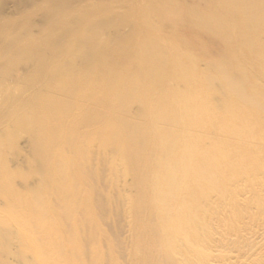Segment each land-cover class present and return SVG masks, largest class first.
Segmentation results:
<instances>
[{"label":"bare ground","instance_id":"bare-ground-1","mask_svg":"<svg viewBox=\"0 0 264 264\" xmlns=\"http://www.w3.org/2000/svg\"><path fill=\"white\" fill-rule=\"evenodd\" d=\"M0 100V127L18 129L0 131V161L10 151L1 139L26 137L32 153L12 149L0 166V195L8 197L0 209L34 216L28 229L41 230L44 244L53 243L52 222L61 220L66 241L82 248L73 254L59 244L61 255L84 264L91 242H109L129 264L130 214L150 234L145 248L163 252L156 264H178L173 254L182 251L185 263L207 264L211 256L191 238L206 241L218 230L203 228L200 217L225 215L212 199L236 201L221 186L244 180V194L264 189V0H24L11 14L0 0ZM118 159L135 174L130 185L148 206L143 213L119 197ZM238 159L246 163L234 164ZM11 183L25 193L6 189ZM198 193H205L201 202ZM260 200L256 194L252 202ZM243 212L222 218L221 240L242 244L250 226ZM80 230L87 232L69 234ZM22 232L0 227V245L28 244ZM176 237L186 239L185 249ZM0 254V264L30 263L19 250ZM92 264L114 263L101 254Z\"/></svg>","mask_w":264,"mask_h":264},{"label":"rangeland","instance_id":"rangeland-1","mask_svg":"<svg viewBox=\"0 0 264 264\" xmlns=\"http://www.w3.org/2000/svg\"><path fill=\"white\" fill-rule=\"evenodd\" d=\"M23 2L24 0H3V12L5 14L7 13L11 14L12 11L16 10L17 6L21 7ZM123 19L125 18L123 17ZM37 21H38V18H35L32 20V23L37 22ZM16 32L21 33L22 32L21 27H18L15 33ZM34 42H36V39ZM25 43L27 42H24V44ZM34 44L35 46H37L36 43ZM180 50L181 49L178 50L177 48H175L173 52L178 53L180 52ZM110 51H113V50H110ZM113 62L116 68H121V65H119L118 61H115L113 59ZM121 85L122 84L120 80L116 79L114 80V84L112 87L113 88L115 87L116 89H118ZM35 90L33 92H35ZM30 92L32 91H29L28 93L30 94ZM29 94H27L25 97H29ZM42 94L45 95V92H43ZM85 95H87V93H84V96ZM91 95H94V94H91ZM95 97L101 98L103 97V95L95 94ZM40 101L41 99H37V102H40ZM0 105H3V100H0ZM153 105L157 106L155 103ZM7 107L9 108V111L12 110L13 106L11 105V102L7 104ZM30 110L31 109H29V111ZM102 113L105 116H107L105 117L106 119H108V117L113 116L112 111L108 107L103 108ZM47 115L48 113L46 112L40 113L39 114L40 120L42 121L46 119ZM51 125L52 127L49 126V128L43 129V131L46 134H48L50 131H52V133L54 132L55 122L53 121ZM114 125L117 126L119 125V123H116ZM13 126L11 123H8L5 126H1L0 131L5 130L4 132L5 133L7 132L6 136L9 134L10 135L15 134L17 133L18 129L15 128V126L14 127ZM26 140H27L26 137H21L20 140L18 141V144L17 142L15 144H11V143L8 144L6 140L3 141L1 139L2 143L5 144L6 148L10 149V151L7 152L6 150L4 155H2L4 157L0 161V166L7 165L6 163H8L11 160L12 149H15V150L23 149V152L25 151V153H23V156L26 158L27 157L29 158L32 153L28 151L29 149H28V144H26L27 142ZM186 151H189V150L187 149ZM235 162L236 163L234 164L238 166H243L244 163H246V160L238 159ZM150 164L144 163L145 166H143V168H146L149 166L151 167ZM146 165H149V166H146ZM113 167L115 170V175L113 176V178L119 182L117 186V192H119V197L127 199L128 203L126 207H128L129 209L131 208L135 209V207H138L142 210V213H143L146 207L148 206H146V204L143 201L135 199L137 193L135 189L130 185L131 181H133L132 179H134L135 177V174L133 172H130V167H128V165L126 164V161L125 162L120 161V160L115 161ZM262 180L264 182V178H262ZM246 184L247 183L244 180H241L238 183L230 185V186H225V185L221 186L222 189L227 187L226 190L229 193V196L232 195V193H235V195L237 196L236 201L232 202L231 197H230V199H227L223 203H215L213 201L214 199H212L213 206L214 207L217 206L219 210H221L225 214L224 216L230 217V216H233L235 213L237 214L238 211L240 210H243V209L245 210V213L244 212L243 213L245 214L246 218L248 217V219H246L247 221L246 223L249 224L250 226H249L248 231L244 234L245 237L241 240L242 244L240 246H233V243L235 240L233 237L232 238L230 237L227 240L226 239L221 240L222 233H216L219 231V225L222 224L221 220L224 217L223 215L217 212H210L208 215L205 213L207 216L206 215L200 216L202 218L201 220L203 222L202 224L203 228H205V226L207 227L208 225V227L212 228V230L218 229L217 231L212 232L210 237L206 239V241L205 239L202 238V235L200 234L197 238L195 236H192L191 238L192 245L195 248L200 249L202 254L206 255V258L211 256L210 257L211 261L207 262V264H254L258 262L260 258L264 257L263 256L264 255V189L261 190V188H256L252 190V192H245L244 194V188ZM12 187H16V189H18V187L15 186L14 183L8 184L6 189H10ZM0 190H1V187H0ZM18 190L21 191L22 193H25V191L23 192L21 189H18ZM109 191L111 190L110 189L107 190V192ZM142 194H145V193L143 192ZM204 194L205 193L195 194L194 198L195 197L198 198L196 202H201L203 198L205 197ZM256 194H259V196L261 197V200L258 202L257 201L252 202ZM0 198L1 200L5 201V199H7L8 197L6 195H0ZM87 216L93 217L92 212H89ZM33 217L34 216L27 215L26 213H20L18 209H14V210L0 209L1 229L2 230L16 229V231L19 230V232L23 231L22 233L27 237V240L29 242L26 245L19 246V244H16V242L13 241L14 242L13 244H8V245L4 244V248L2 245H0V253L3 252V250L4 252L10 251L11 253L18 252L19 250L21 253L28 256L30 260L29 264H63V263L81 264V262L75 257V255L74 257L68 256L67 258V256L61 255L60 251H58L59 244H64L65 245L64 251H67L68 253L72 252L73 254H75L76 252L79 253L82 250L80 245H77L76 248L72 249L71 243L69 241L68 242L66 241V237L64 233L62 232L63 229H62L61 220H56V219L53 220L52 222L53 223L52 225L54 226L53 243L47 245L43 243L44 241L42 239H40L43 237V233L41 230L31 231L30 229H28V224H30L33 221L34 219ZM127 217H128V220H126V222L129 223L131 227V231L126 233L125 236L131 238L132 234H135V236L131 238L130 242L126 243L125 253L127 255L126 256L127 261L129 262V264H156V262H158L159 260V257L162 256L163 252L161 254V252L159 253L155 251V254L153 253L151 254L149 246L145 248V246L148 243H150V234L148 233V230L145 228L140 229V227L136 225L134 219L132 218L130 214H128ZM178 222H181L182 224H184L182 220ZM148 224L149 225L154 224V218L150 223L148 221ZM197 229H198V225L194 227V230H197ZM86 232L87 230H80V231H75V232L70 231L69 234L70 235H74V234L80 235V234H86ZM136 232H140L141 235ZM171 232L174 235L179 233L177 228L171 229ZM104 233L105 232L102 231L100 234H104ZM175 243L179 245L182 249H185L186 247V246H183V244H186V239L182 237H176ZM89 250H90L89 258L83 261L84 264H92L94 257L99 256L101 254L107 255L111 259V262H113L114 264L123 263V262L121 263L120 259L117 258V254L115 253V247L111 245V243L109 242H107L106 246H102V247L91 242L89 244ZM183 252L184 251L176 255L173 254L174 259L177 261L178 264L179 262H182V264H188V263H185L184 261L187 260L185 258H189V257H186L183 254ZM190 259L192 260L193 258H190ZM203 261L204 260H201V259H193L192 261H190L189 264H204L205 262ZM5 264H22V263L16 258H10Z\"/></svg>","mask_w":264,"mask_h":264}]
</instances>
